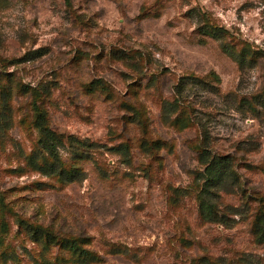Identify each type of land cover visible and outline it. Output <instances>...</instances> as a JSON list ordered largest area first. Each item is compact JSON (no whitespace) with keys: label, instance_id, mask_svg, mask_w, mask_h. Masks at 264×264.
I'll list each match as a JSON object with an SVG mask.
<instances>
[{"label":"rangeland","instance_id":"374dc122","mask_svg":"<svg viewBox=\"0 0 264 264\" xmlns=\"http://www.w3.org/2000/svg\"><path fill=\"white\" fill-rule=\"evenodd\" d=\"M0 264H264V0H0Z\"/></svg>","mask_w":264,"mask_h":264},{"label":"trees","instance_id":"16d2710c","mask_svg":"<svg viewBox=\"0 0 264 264\" xmlns=\"http://www.w3.org/2000/svg\"><path fill=\"white\" fill-rule=\"evenodd\" d=\"M226 170L224 168V159H213L207 163L205 167V182L204 187L206 194H209V189L212 187H222L224 185V176ZM200 209L202 214L207 219H213L215 217V211L211 202L203 199L200 203Z\"/></svg>","mask_w":264,"mask_h":264}]
</instances>
